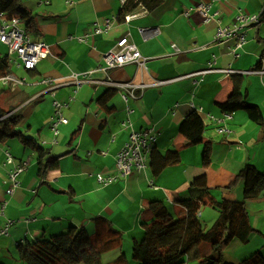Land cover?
<instances>
[{"label": "crops", "instance_id": "obj_1", "mask_svg": "<svg viewBox=\"0 0 264 264\" xmlns=\"http://www.w3.org/2000/svg\"><path fill=\"white\" fill-rule=\"evenodd\" d=\"M21 1L33 18L28 33L34 41L49 44L51 54L26 70L7 48L12 64L8 75L24 83L14 87L0 80V89L7 90L0 94V104L20 110L19 129L47 150L41 165L38 153L17 138L0 143V229L13 222L8 234L0 235V264H22L17 252L21 243L50 239L72 227L85 228L95 240L98 228L108 224L123 234L127 264H141L132 256V243L145 234L152 202H161L175 218H182L183 202L199 195L192 186L207 188L218 201L241 200L242 169L253 164L264 173V122H255L243 110L227 117L219 106L239 84L243 99L258 105L264 115V21L240 30L246 42L235 51L237 36L216 39L220 28L235 26L240 10L260 14L264 0H159L153 8L141 4L121 19V0ZM202 3H210V14L218 12L214 20L206 22L196 10L185 13ZM130 14L133 17L126 19ZM112 18L109 31L92 34L96 22ZM20 25L26 29V23ZM80 36L87 41L75 39ZM123 37L149 58L143 76L135 64L103 69V56ZM3 47L0 44V50ZM210 64L213 69L207 72ZM73 72L90 73L91 81L79 88L64 85ZM45 78L62 86L45 91ZM103 81L151 85L141 97L126 102L122 88L102 99L112 88ZM55 99L62 102L68 120L58 126V133L52 127ZM193 110L205 123L204 142L196 145L180 133ZM223 127L227 131L220 132ZM132 129L156 132L154 150L159 155H150L144 170L120 177L117 155ZM6 151L15 163L27 162L12 194L7 189L13 164L6 162ZM99 175L118 178L105 184L97 180ZM248 210L256 230L248 244L235 240L227 246L224 257L230 264L257 252L264 258V191L248 202ZM218 216L210 204L200 210L208 226ZM201 250L210 252L209 246ZM5 251L9 254L2 255ZM116 255L109 252L104 260Z\"/></svg>", "mask_w": 264, "mask_h": 264}, {"label": "trees", "instance_id": "obj_2", "mask_svg": "<svg viewBox=\"0 0 264 264\" xmlns=\"http://www.w3.org/2000/svg\"><path fill=\"white\" fill-rule=\"evenodd\" d=\"M158 3L159 0H128L119 18H124L126 13L135 11L141 4L153 8ZM0 13L19 17L21 22L26 23L27 32L33 27V18L23 7L21 0H0ZM262 21L264 9L260 23ZM261 40L264 41V38ZM11 68L9 55L0 51V77L11 73ZM111 90L115 88L108 89L102 99ZM4 92L7 90L0 89V94ZM219 106L226 113L246 111L255 122H264L259 106L243 99L239 84L235 86L231 96L219 103ZM21 122L20 110L15 107L4 108L0 104V143L17 138L38 153L43 165L42 158L47 149L19 129ZM204 131L205 123L197 110L189 113L180 125V133L192 145L204 142ZM155 155H159V152L153 149L151 156ZM45 166L47 164L41 168L42 175ZM238 180L244 185V198L241 200L218 201L207 188L192 186V192L199 195L183 202L186 215L182 218H175L161 202H152L150 210L153 217L144 222V236L133 239V258L141 264H188L198 259H202V264H230L224 257L227 246L235 240L248 243L256 230L250 220L248 202L264 191V173L255 165L247 164L239 173ZM207 204L219 211L218 218L209 226L200 219V210ZM123 239V234L109 224L107 228H98L95 240L85 228L72 227L66 233L50 239L21 243L17 252L22 264H127ZM202 245L209 246L210 252L203 254ZM112 251L117 252L116 257L105 261L104 255ZM239 264H264V258L261 252H257Z\"/></svg>", "mask_w": 264, "mask_h": 264}, {"label": "built area", "instance_id": "obj_3", "mask_svg": "<svg viewBox=\"0 0 264 264\" xmlns=\"http://www.w3.org/2000/svg\"><path fill=\"white\" fill-rule=\"evenodd\" d=\"M128 0H121L122 5ZM68 3H74V0H67ZM210 3H202L195 8L187 10L185 13L190 14L192 10H196L202 14L206 22L214 20L217 14H210ZM133 15H127L126 19H130ZM261 21V13L248 15L243 10L239 11L237 16V23L234 27L220 28L217 33V40L224 38H232L237 36V42L235 50L241 48L246 42V35L241 33L240 30L249 24H258ZM21 20L17 16L9 17L4 13H0V44L5 45L10 53H15L18 56L20 64L26 70H33L37 64L46 59L51 54V48L46 42L34 41L30 34L21 25ZM114 24V19H106L103 23L96 22L92 27V34H101L111 29ZM157 32V30H156ZM71 38H74L73 36ZM79 41L86 42L87 36L75 37ZM176 51L177 46L173 45ZM148 57L144 56L137 46L130 42L127 37L121 38L115 47L105 53L103 56L104 70L114 69L126 64H135L138 72L143 76L147 71ZM212 65L207 72L212 71ZM90 73H77L73 72L69 76V80L65 84H74L76 88L81 87L84 83L91 81ZM0 80L6 85H12L16 87L19 84L24 83V79L18 78L12 75H5ZM47 85L45 91H51L55 88L62 86L59 83H55L50 78H45L42 81ZM108 83L111 87L116 89H124L123 98L126 102L130 98L137 99L141 97L147 86L150 83L129 81L125 83H118L115 81H103ZM162 83V82H157ZM63 104L58 99L54 100V113H53V130L58 133V126L61 123H67L68 120L62 113ZM227 117H231L230 113H225ZM227 131V128H220V132ZM158 134L151 129L133 130L130 132L129 139L123 144L117 155L116 167L119 171L120 177H128L135 171L144 170L148 166L149 157L156 146ZM14 156L11 152L6 151V162L13 164L12 169L9 171V178L11 185L7 189L9 194H12L19 186V176L27 168V162L15 163ZM118 178V177H117ZM115 177H103L98 176L97 180L101 183H111ZM4 208V206H3ZM13 222L9 221L8 224L0 229V235L8 234L9 228Z\"/></svg>", "mask_w": 264, "mask_h": 264}, {"label": "rangeland", "instance_id": "obj_4", "mask_svg": "<svg viewBox=\"0 0 264 264\" xmlns=\"http://www.w3.org/2000/svg\"><path fill=\"white\" fill-rule=\"evenodd\" d=\"M7 47H3L0 51L1 52H3V53H6L7 51ZM0 86H1V84H0ZM1 102V101H0ZM213 224V223H212ZM252 237H253V235H252ZM251 237V238H252ZM248 244V243H247ZM250 244V243H249ZM253 245H246V247H244V248H250V247H252ZM256 249V248H255ZM0 250H1V248H0ZM11 250L13 251V255H16V251H15V249L14 248H11ZM262 250H263V252H264V247L262 248ZM254 252V251H253ZM253 252H249V254L248 255H252V253ZM262 252V253H263ZM9 253L7 252V251H5V252H3L2 253V255H8ZM16 258V257H15ZM14 264L16 263V261H14L13 262ZM81 264H85V263H81ZM189 264H199V263H195V262H191V263H189ZM201 264V263H200Z\"/></svg>", "mask_w": 264, "mask_h": 264}]
</instances>
